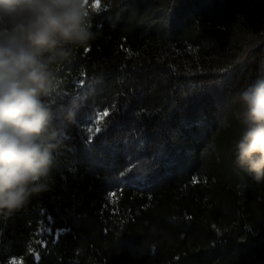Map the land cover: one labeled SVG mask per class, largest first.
I'll return each instance as SVG.
<instances>
[{
	"label": "trees",
	"instance_id": "obj_1",
	"mask_svg": "<svg viewBox=\"0 0 264 264\" xmlns=\"http://www.w3.org/2000/svg\"><path fill=\"white\" fill-rule=\"evenodd\" d=\"M99 5L97 38L54 66L73 116L51 188L0 219V264H264V182L234 164L230 102L264 75V0ZM92 108L109 115L89 136ZM142 155L147 175L126 166Z\"/></svg>",
	"mask_w": 264,
	"mask_h": 264
},
{
	"label": "clouds",
	"instance_id": "obj_2",
	"mask_svg": "<svg viewBox=\"0 0 264 264\" xmlns=\"http://www.w3.org/2000/svg\"><path fill=\"white\" fill-rule=\"evenodd\" d=\"M96 38L88 0H0V219L50 190L61 144L58 119L73 116L56 102L65 93L54 66ZM230 102L241 125L234 164L264 182V75L246 79ZM152 164L148 155L126 158L138 175Z\"/></svg>",
	"mask_w": 264,
	"mask_h": 264
},
{
	"label": "rangeland",
	"instance_id": "obj_3",
	"mask_svg": "<svg viewBox=\"0 0 264 264\" xmlns=\"http://www.w3.org/2000/svg\"><path fill=\"white\" fill-rule=\"evenodd\" d=\"M95 1H93L91 4H88V9L92 8L93 10H98L96 8H94L92 5ZM103 112L100 111V109L98 108H92L89 109L86 114H85V118L83 121V128L84 131L89 135V136H93L96 134V132L94 131L96 125V121L99 120V127L101 128V121H102V114ZM92 128L93 132H89L88 129ZM17 261V260H15Z\"/></svg>",
	"mask_w": 264,
	"mask_h": 264
},
{
	"label": "snow or ice",
	"instance_id": "obj_4",
	"mask_svg": "<svg viewBox=\"0 0 264 264\" xmlns=\"http://www.w3.org/2000/svg\"><path fill=\"white\" fill-rule=\"evenodd\" d=\"M92 6H93L94 8H96V9H99V7H100V5H99V0H95V2L93 3ZM85 51H87V49H85ZM225 71H227V70H225ZM108 115H109V113H108L107 110H105V111L101 114L102 117H107ZM96 125H97V126L95 127L94 131H95L96 133H99V132L101 131V128L99 127V120L96 121ZM88 131H89V132H93V129H92V128H89ZM12 264H20V262L13 260V261H12Z\"/></svg>",
	"mask_w": 264,
	"mask_h": 264
}]
</instances>
